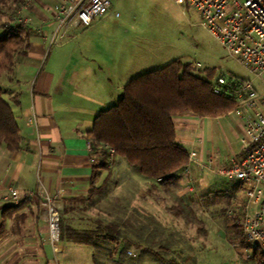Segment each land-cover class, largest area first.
I'll use <instances>...</instances> for the list:
<instances>
[{"label":"rangeland","instance_id":"1","mask_svg":"<svg viewBox=\"0 0 264 264\" xmlns=\"http://www.w3.org/2000/svg\"><path fill=\"white\" fill-rule=\"evenodd\" d=\"M32 3L30 0L18 13L20 20L32 19L29 12ZM112 11L120 17L97 19L86 29L88 38L75 46V58L80 63L84 62L83 58L88 59L98 75L111 80L112 90L178 60L184 65H192L195 74L212 84L217 77L223 76L250 81L255 90L262 92L261 82L227 54L202 27L200 17L193 9H184L173 0H112ZM50 40L51 37L44 42L39 69L44 65L63 64L68 60L67 54L74 53V49L65 47L67 40L61 43ZM93 48H103L108 54L91 55L89 50ZM15 69L0 77L3 97L9 101L12 92L21 90L22 80H28L30 73L18 71L15 76ZM233 109L224 116L195 124V131H185L194 139V145H199L201 139L206 154L215 164L219 163L213 165L214 171L227 165L242 150L243 122L232 114ZM188 125L194 127V123ZM183 145L186 149L191 148L188 142ZM120 160L123 168H130L127 173L122 172V166L116 173L114 168L105 165L104 172H109V178L104 191L91 196L89 202L72 201V204L76 203L77 217L85 221L81 228H94L96 223L102 226L117 224L122 240L119 252L128 249L126 256L135 260V264H258L254 258L256 252H250L242 232L245 201L235 195L233 185L226 179L216 173H213L214 178L206 175L189 191L187 180L180 178L170 186L173 194L162 188L151 191V185L148 182L138 184L136 179L142 177L123 158ZM208 160L202 171H212L208 168L212 166ZM175 197L182 198L191 207L198 223L186 224L170 213ZM254 210L249 208L250 215ZM103 247L111 249L113 246L107 242ZM82 250L89 255L95 252L99 264H111L103 250L93 251L90 246Z\"/></svg>","mask_w":264,"mask_h":264},{"label":"crops","instance_id":"2","mask_svg":"<svg viewBox=\"0 0 264 264\" xmlns=\"http://www.w3.org/2000/svg\"><path fill=\"white\" fill-rule=\"evenodd\" d=\"M58 1L61 0H33L29 9L32 19L27 21L32 30L36 27L44 29L45 38L34 33L27 55L15 69V76L18 71L30 73L29 77L25 75L27 82L22 80L21 90H14L11 96L20 135L19 149L10 151L5 146L0 147V264H95V252L90 255L82 252L89 247L87 245L74 244L67 239H61L56 245L50 243L40 192L61 206V215L67 210L64 217L71 228L83 229L81 225L85 221L77 217L76 203L72 204V200L87 198L92 188L101 187L108 175L102 171L94 179L96 165L90 162L91 154L86 148L88 133L96 117L118 100L126 85L112 90L111 80L98 75L88 59L83 58L84 62L80 63L75 58V46L87 37L86 29L97 19L88 27L74 30L66 39L65 47L74 49V53L67 54V62L44 65L39 69L44 42L51 37L55 27L54 6ZM89 54L108 53L103 48H93ZM205 119L210 118L182 115L173 119L176 141L184 148L185 142L191 144L190 149L185 148L188 159L189 155L195 154L194 162L187 163L189 170L185 168L174 179L187 180L189 191L200 184L201 177L214 178L213 172L202 171L197 164L204 165L208 159L214 166L219 164L206 154L201 139L199 145H194V139L185 134L190 129L195 131V124ZM189 123H194V127ZM120 159L122 157L115 156L110 167L116 173L119 166L123 168ZM129 169L124 167L122 172L127 173ZM136 181L138 184L148 182L152 188L151 182L143 178ZM10 188L17 189L20 196L34 195L13 205L5 200Z\"/></svg>","mask_w":264,"mask_h":264},{"label":"trees","instance_id":"3","mask_svg":"<svg viewBox=\"0 0 264 264\" xmlns=\"http://www.w3.org/2000/svg\"><path fill=\"white\" fill-rule=\"evenodd\" d=\"M25 5V0H0V77L14 72L27 55L34 36L35 31L29 24L19 22L18 13ZM12 103L3 97L0 87V147L16 151L20 135ZM234 106L232 96L214 95L212 83L195 74L192 65L174 61L163 69L129 81L115 105L96 117L88 133L92 155L103 160L108 150L113 149L116 156L122 157L144 180L151 182L152 190L162 188L173 194L170 186L188 163L187 150L176 141L173 119L186 114L218 118L228 114ZM104 170L105 166H95L94 179ZM107 173L101 187L92 188L87 198L72 201L83 203L95 194L100 195L108 183ZM175 198L170 213L186 224L198 223L191 207L182 198ZM66 214L67 210H63L60 240L67 239L74 244L103 250L111 264H135V260L126 256L127 248L119 252L122 240L117 224L102 226L96 223L94 228L89 226L76 230L70 227L64 217ZM107 242L113 246L111 249L103 247ZM254 258L258 264H264V253L256 252ZM94 263L99 264L95 254Z\"/></svg>","mask_w":264,"mask_h":264},{"label":"built area","instance_id":"4","mask_svg":"<svg viewBox=\"0 0 264 264\" xmlns=\"http://www.w3.org/2000/svg\"><path fill=\"white\" fill-rule=\"evenodd\" d=\"M28 3L30 0H25ZM184 9H193L201 19L202 27L223 47L228 55L247 68L261 83L262 92L255 90L250 81L217 77L212 84L214 95L234 98L232 114L243 121L244 138L241 153L227 165L211 172L226 179L233 186L236 196L243 197L242 232L250 252L264 253V0H173ZM28 5V4H27ZM25 9V7L23 8ZM106 16L118 19L112 11V0H62L54 6L55 27L51 43H61L81 27ZM28 24L27 20H19ZM39 38H44L41 27L34 28ZM196 68V67H195ZM93 165L110 168L115 155L109 149L103 160L93 156L90 142L86 145ZM189 155L188 163L194 162ZM187 164L186 170H189ZM202 170L204 166L197 164ZM161 179L158 180L160 182ZM17 189L10 188L5 200L19 205L24 197ZM45 204L48 237L52 245L60 241L61 206L48 195L40 192ZM255 210L252 215L249 208Z\"/></svg>","mask_w":264,"mask_h":264}]
</instances>
